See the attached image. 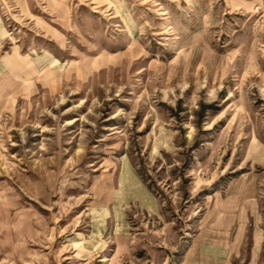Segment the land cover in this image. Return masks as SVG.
Returning a JSON list of instances; mask_svg holds the SVG:
<instances>
[{"label": "rangeland", "instance_id": "obj_1", "mask_svg": "<svg viewBox=\"0 0 264 264\" xmlns=\"http://www.w3.org/2000/svg\"><path fill=\"white\" fill-rule=\"evenodd\" d=\"M239 233L264 264V0H0V264Z\"/></svg>", "mask_w": 264, "mask_h": 264}, {"label": "crops", "instance_id": "obj_2", "mask_svg": "<svg viewBox=\"0 0 264 264\" xmlns=\"http://www.w3.org/2000/svg\"><path fill=\"white\" fill-rule=\"evenodd\" d=\"M243 239V235L239 233L232 237L226 235L220 243L209 244L202 236L189 244L178 264H234L235 256L239 252ZM256 252L258 253L260 250ZM258 257L252 254L248 264H256Z\"/></svg>", "mask_w": 264, "mask_h": 264}]
</instances>
